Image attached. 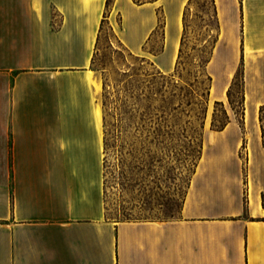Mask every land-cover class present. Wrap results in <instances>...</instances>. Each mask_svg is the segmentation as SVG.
<instances>
[{"label":"crops","instance_id":"obj_1","mask_svg":"<svg viewBox=\"0 0 264 264\" xmlns=\"http://www.w3.org/2000/svg\"><path fill=\"white\" fill-rule=\"evenodd\" d=\"M188 1L0 0V264H264V145L252 144L245 175L232 118L203 147L177 216L106 217L102 21L171 72ZM215 2L208 67L228 76L210 95L226 102L240 58L248 75L262 66L264 0Z\"/></svg>","mask_w":264,"mask_h":264},{"label":"rangeland","instance_id":"obj_2","mask_svg":"<svg viewBox=\"0 0 264 264\" xmlns=\"http://www.w3.org/2000/svg\"><path fill=\"white\" fill-rule=\"evenodd\" d=\"M204 4L208 7L209 0H195L190 5L189 36L178 71L174 67L171 72H162L150 58L132 54L118 41L110 25L104 24L94 68L104 82L101 100L107 128L111 133L121 130L124 138L132 139L133 135L150 134L154 137L160 127L168 132L166 138L169 141L164 148L155 142L151 144L152 152L156 151L165 160L155 162L146 183L134 180L123 187L118 178L116 183L106 184L104 170L106 217L109 219L177 216L202 147L211 141L217 127L225 122V111L244 134L240 154L244 158L245 175L249 171L248 163L252 164L254 160L252 144L264 145V60L261 67H254L248 75L246 63H249V58H240L226 93L240 67L243 78L238 76L226 102L217 104L211 95H206L210 81L206 74H202L201 67L205 66L199 57L204 45L201 39L207 34L201 25L209 19ZM161 46L162 39L158 34L151 47L159 49ZM210 46L208 43L206 49L209 50ZM207 69L212 77L211 90L214 82H219L220 87L227 82L228 70H223V67ZM255 114L258 117L256 115L253 121L250 118ZM251 120L257 126L251 125ZM248 126L257 127L255 136L251 135ZM137 141L138 149L133 154L142 156L141 143ZM110 156L116 162L114 168L118 177L121 172H126L136 175L134 178L137 179V174L149 170L140 161L121 165L116 151ZM256 169L264 175V166ZM154 174L160 178L156 179Z\"/></svg>","mask_w":264,"mask_h":264},{"label":"trees","instance_id":"obj_3","mask_svg":"<svg viewBox=\"0 0 264 264\" xmlns=\"http://www.w3.org/2000/svg\"><path fill=\"white\" fill-rule=\"evenodd\" d=\"M138 3H142V2H146V1H152V0H135ZM195 0H189L188 3L186 4V7L184 9V14H183V33L181 35V40H180V48H179V52H178V58L176 61V66H175V71L179 70L180 65L182 64L183 58H184V54H185V48L187 46V41H188V34H189V21H188V11L190 9V5L192 4V2H194ZM113 0H107V10H109L111 4H112ZM209 6L206 7L204 4V9L206 10L209 19L205 20L204 23L202 24L201 27L205 28V30L207 31V34L201 39L203 48L201 49V53L199 54L200 57V62L205 66V67H201L202 68V74H206L207 75V79L210 81L208 86L206 87V95H210L211 92V81H212V77L211 75L208 73V64L212 58L213 52H214V48L216 46V43L218 41L219 38V34H220V22H219V18H218V12H217V6H216V2L215 0H209ZM106 16H104V19L102 21V26L101 29L103 30L104 28V24L106 23ZM164 27V18L163 15L160 14V24L158 29H163ZM215 30V31H214ZM213 32V33H212ZM208 43L211 44L209 50H207L206 48L208 47ZM238 76H241L243 78V69L242 67H240L234 77V81L232 83V85L230 86V88L228 89V96H231V91L233 89V86L236 84V80L238 78ZM243 96H242V102H243ZM217 104H222L221 101H216ZM150 107V105L148 106ZM125 113H128V111H126ZM225 115H226V119L225 122H223L220 126L217 127L218 130L223 129L228 122L230 121V117L228 115V113L225 111ZM119 123V122H118ZM105 152H106V156H105V183H116V180L119 178V180H121L120 183H122L123 187L129 186L130 182L132 181H138L140 180V183H146V179L148 176H150L153 173V169L152 167L154 166L155 162H162L165 160V158L161 155H158V153L152 152L151 150V144L153 142H155V144L157 145H162V147H166V145L169 144V141L166 138V134H168V132L163 131L160 127L157 129V132L155 134L154 137H150V134H148L147 136H143V135H133L132 139L129 138H124L121 134V130H118L117 133L113 132L111 133L110 130L107 128V120H106V116H105ZM137 140H139V142L141 143V149L143 151V155L142 156H136L133 154V152H135L138 147H137ZM148 145V148H147ZM203 149V147H202ZM118 152V162L121 165H130V162L132 161H140V163L142 164L143 167H149V170L146 172L139 173L137 174L138 178H134V176L132 173H126V172H121L119 177L117 176V173L115 171V165L116 162L113 161L111 159V153H115ZM202 153V150H201ZM200 153V156H201ZM117 154V153H116ZM128 155H130L131 157H129ZM200 158V157H199ZM199 160V159H198ZM198 163V162H197ZM196 163V165H197ZM195 170V169H194ZM154 177L157 179L159 177V175L154 174ZM160 178V177H159ZM144 190H147L146 188H143ZM180 212V211H179ZM174 217V216H171ZM128 220L131 219H140V218H127Z\"/></svg>","mask_w":264,"mask_h":264},{"label":"bare ground","instance_id":"obj_4","mask_svg":"<svg viewBox=\"0 0 264 264\" xmlns=\"http://www.w3.org/2000/svg\"><path fill=\"white\" fill-rule=\"evenodd\" d=\"M180 19V18H179ZM231 76H232V74H230L229 75V78L231 79ZM228 86V83H227V85H226V87ZM226 87H225V89H226ZM225 89H224V91H225ZM213 91V89L211 90V92ZM224 95V98H226V96H225V93L223 94ZM100 110V109H99Z\"/></svg>","mask_w":264,"mask_h":264}]
</instances>
